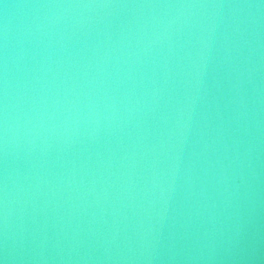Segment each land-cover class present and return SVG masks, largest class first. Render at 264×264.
Instances as JSON below:
<instances>
[{
	"label": "water",
	"instance_id": "obj_1",
	"mask_svg": "<svg viewBox=\"0 0 264 264\" xmlns=\"http://www.w3.org/2000/svg\"><path fill=\"white\" fill-rule=\"evenodd\" d=\"M0 264H264V0H0Z\"/></svg>",
	"mask_w": 264,
	"mask_h": 264
}]
</instances>
